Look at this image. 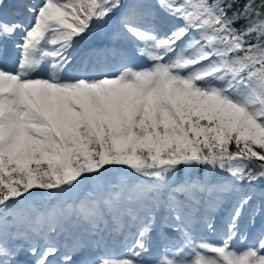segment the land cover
<instances>
[{
	"label": "snow or ice",
	"instance_id": "snow-or-ice-1",
	"mask_svg": "<svg viewBox=\"0 0 264 264\" xmlns=\"http://www.w3.org/2000/svg\"><path fill=\"white\" fill-rule=\"evenodd\" d=\"M10 52L0 264H264V0H0Z\"/></svg>",
	"mask_w": 264,
	"mask_h": 264
},
{
	"label": "bare ground",
	"instance_id": "bare-ground-1",
	"mask_svg": "<svg viewBox=\"0 0 264 264\" xmlns=\"http://www.w3.org/2000/svg\"><path fill=\"white\" fill-rule=\"evenodd\" d=\"M106 33H107L106 31H102L101 32V34H103V35H107ZM101 34L100 35H99V33L97 34V36H96L97 41H100V40L107 41V37L102 39V37H104V36H102ZM6 58H8L10 62H12L13 54L10 52L9 56L6 57ZM3 60H4V58L3 59H0L1 63H3Z\"/></svg>",
	"mask_w": 264,
	"mask_h": 264
},
{
	"label": "rangeland",
	"instance_id": "rangeland-1",
	"mask_svg": "<svg viewBox=\"0 0 264 264\" xmlns=\"http://www.w3.org/2000/svg\"><path fill=\"white\" fill-rule=\"evenodd\" d=\"M102 28H101V30H100V32H99V35L101 34V32L102 31H105V29H103L104 27L103 26H101ZM107 32V31H106ZM107 35H103V34H101L102 36H104V37H102V39L103 38H106L107 37V39H108V41H110V39H109V36H110V33H106ZM7 58H4V60H6ZM3 60V61H4ZM6 66H8V67H12V65H13V63H12V65L11 66H9V64L7 63V64H5ZM40 75H42V74H40Z\"/></svg>",
	"mask_w": 264,
	"mask_h": 264
}]
</instances>
